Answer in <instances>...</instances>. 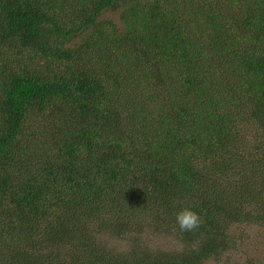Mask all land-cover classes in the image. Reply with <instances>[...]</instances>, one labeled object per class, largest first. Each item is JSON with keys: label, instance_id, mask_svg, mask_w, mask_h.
Instances as JSON below:
<instances>
[{"label": "trees", "instance_id": "trees-1", "mask_svg": "<svg viewBox=\"0 0 264 264\" xmlns=\"http://www.w3.org/2000/svg\"><path fill=\"white\" fill-rule=\"evenodd\" d=\"M261 253L264 0H0V264Z\"/></svg>", "mask_w": 264, "mask_h": 264}, {"label": "clouds", "instance_id": "clouds-1", "mask_svg": "<svg viewBox=\"0 0 264 264\" xmlns=\"http://www.w3.org/2000/svg\"><path fill=\"white\" fill-rule=\"evenodd\" d=\"M175 221L182 232L197 230L201 225V219L197 212L190 207H183L175 214Z\"/></svg>", "mask_w": 264, "mask_h": 264}, {"label": "rangeland", "instance_id": "rangeland-1", "mask_svg": "<svg viewBox=\"0 0 264 264\" xmlns=\"http://www.w3.org/2000/svg\"><path fill=\"white\" fill-rule=\"evenodd\" d=\"M156 239L159 241V244L162 245H169L170 243V238H165V237H156ZM113 245H118L119 244V240L115 239V240H111ZM264 253H261L258 257V259L261 257V255Z\"/></svg>", "mask_w": 264, "mask_h": 264}]
</instances>
